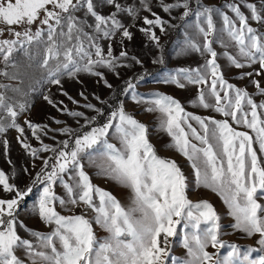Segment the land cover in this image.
I'll use <instances>...</instances> for the list:
<instances>
[{
  "label": "snow or ice",
  "instance_id": "obj_1",
  "mask_svg": "<svg viewBox=\"0 0 264 264\" xmlns=\"http://www.w3.org/2000/svg\"><path fill=\"white\" fill-rule=\"evenodd\" d=\"M105 2L114 6L116 12L108 16L101 15L96 10L94 0H0V24L6 25L13 37L0 39V53L5 64L9 63L14 52L33 42H41L46 35L48 59L43 64L48 66L49 59L56 62L48 73L51 83L59 85L60 75L75 76L82 71L102 77L103 72L95 70L98 67L115 71L117 61L127 58V52L121 51L116 57L109 46L105 55L99 40L111 38L121 29L122 36L130 39L131 33L116 15L126 12L137 17L139 9L124 7L118 0ZM141 3L151 11L148 0H141ZM162 7L165 12L182 7L185 17L194 13L195 28L204 37V43L201 45L188 38L182 52L190 50L210 56L203 68L178 69L174 74H169L165 82L177 84L181 88L186 86L185 82L208 85L207 93L201 88L193 103L214 108L226 118L217 120L186 113L178 100L163 93L154 94L147 111L161 114L160 127L173 138L170 146L192 161L196 184L216 191L223 197L230 209L229 215L235 220L232 227L247 236L260 234L258 243L262 248L249 247L241 256V246L220 239L223 235L220 217L213 206L207 201L193 203L188 199L186 177L179 165L175 160L157 155L148 139L147 126L128 113L124 104L120 103L101 126L92 127L82 134H75L69 128L61 129L63 133L75 137L71 146L69 140H64L58 148L47 144H42L40 149L31 148L33 156L41 151H51L54 156L49 159L54 162L49 164L48 160H44V168L36 174L33 185L26 190L21 191L15 184L9 183V175L0 170L3 190L15 193L12 199H0V264H26L16 254L17 249L25 251L31 264H167L171 256L169 237L177 235V225L182 220L185 221L184 228L191 226L193 230L190 236L185 234L182 240L188 258L171 257L172 264H264V255L250 259L252 253L264 251V205L258 202V197H264V163L253 146L258 143L259 151L264 153V100L256 102L246 89L224 78L221 65L217 63L218 53L213 48L214 40L209 39L217 32L213 17L218 15L223 22L220 32L227 34L237 47L238 55L244 58L242 62L237 56L225 52L229 63L236 68L259 64L260 71L255 74H261L264 72V32L253 27L250 19L264 28V11L258 10L256 4L248 3L246 7L251 9L249 17L241 11L239 4L227 3L225 7L235 14L233 18L218 8L198 5L192 9L189 0L162 3ZM81 9L94 18L92 34L84 29L93 25H88L75 15ZM153 16L155 19L143 18L149 27L141 30L159 46V37L153 29L159 26L164 31L165 21L155 13ZM37 22L40 26L33 31L32 26ZM17 27L23 30L17 31ZM4 31V28H0V37ZM156 62H162V59ZM2 74L8 76L7 71ZM253 74L247 72L241 78L252 77ZM252 83L258 93L264 95L260 81L253 80ZM107 86L112 87L111 84ZM10 87L0 84L3 90L0 91V112L3 113L0 115V134L8 128H17L21 133L24 131L16 119L20 112L26 110V104L9 102L5 91ZM135 88L136 85L128 81L125 94L131 91L133 100L144 102ZM12 91L18 89L13 88ZM208 98H212L214 103H209ZM45 99L49 98L46 96ZM49 103H52L50 99ZM96 111L98 115L103 114L100 109ZM71 115L83 116V113L73 112ZM228 118L237 125H245L254 135L248 131H238ZM189 120H195L203 132H198L188 123ZM29 127L33 129L34 135L36 129L41 128L30 122ZM190 135L201 146L193 143ZM110 137L119 141V147L110 142ZM210 137L215 139L219 151L209 142ZM24 147L30 148L26 143ZM85 159L89 166L97 169V175L112 179L131 190L130 206L125 207L110 192L92 184L85 171ZM65 174L72 175V183L64 180ZM57 180L64 185L68 193L67 200L56 196L53 186ZM37 184L42 185V190L33 211L45 223L54 225V228L48 233L29 230L37 238L34 244L17 234V225L23 224L18 221L16 212ZM94 197H98V200ZM57 201L62 206L82 203L95 215L91 220L84 214L61 215L55 207ZM93 223L108 232L109 235L103 241L98 240ZM201 224L206 226L201 228ZM209 245L217 250L229 247L231 251L220 257L206 250Z\"/></svg>",
  "mask_w": 264,
  "mask_h": 264
},
{
  "label": "rangeland",
  "instance_id": "obj_2",
  "mask_svg": "<svg viewBox=\"0 0 264 264\" xmlns=\"http://www.w3.org/2000/svg\"><path fill=\"white\" fill-rule=\"evenodd\" d=\"M189 2L192 9H196L198 5L218 8L233 18H235V14L225 7L227 3L239 4L241 11L249 17L251 16V9L246 7L248 3H254L257 5L258 10L264 11V8H262L264 0H189ZM118 3L124 7L134 6L139 9V15L132 17L126 12H119L116 15V18L131 33L130 39L122 36L123 30L121 29L111 38L99 40L105 55L107 54L109 46H111L112 53L116 57H119L121 51L127 52V58H120L117 61L115 71L103 67L96 68V71L103 72L102 77L82 71L75 76L60 75L59 85L51 83L48 78V73L49 69L55 67L56 62L49 59L48 66H44L43 64L44 60L48 59L46 35L42 37L41 42H33L31 45H25L23 49L14 52L7 65L3 60V54L0 53V84L11 86L5 91V95L10 98L9 102L13 104H26V110L20 112L16 119V123L24 129L23 133L17 128H8L5 133L0 134V170L9 175V183L15 184L21 191L26 190L29 186L33 185L36 174L40 173L44 168L43 161L48 160L49 164L54 162V160L49 159L54 156L51 151H41L33 156L30 150L31 148L40 149L42 144L58 148L60 147V142L64 140H69V145L71 146L72 140L75 137L63 133L60 131L61 129H72L75 134L87 132L92 127L103 125L107 121L110 109L116 110L120 103H123L128 113L132 114L137 120L147 126L148 139L155 147L157 155L175 160L179 165L186 177V183L188 185L186 194L188 199L193 203L207 201L213 206L217 215L220 217L219 223L221 225V232L223 233L220 239L228 242V244L241 246V256L249 247L262 248L258 243L260 234L257 233L253 236H247L244 232L232 227L235 220L229 215L230 209L223 197L216 191L196 184L192 161H189L175 147L170 146L173 144V138L161 129V114L159 112L147 111V108L151 106L150 101L154 94L163 93L178 100L186 113H192L194 116L211 117L217 120L226 118L222 113L216 112L214 108H204L198 103H193V101L197 100L201 88L207 93L208 85H193L185 82L186 86L181 88L177 84L165 82L166 77L169 74H174L176 70L181 68H203L206 60L210 59V56L201 55L199 52L190 50L182 52L188 38H192L201 45L204 43V37L199 35L195 28L194 13L185 17L183 15L185 9L182 7L165 12L162 3H176V0H148L151 11L143 7L141 0H118ZM94 4L96 10L101 15L108 16L116 12L114 6L107 4L105 0H94ZM153 13L165 21L164 31H161L159 26L153 29L159 37V46L150 39L149 35L141 30L149 27L144 23L143 18L155 19ZM75 15L80 20L86 21L88 25H93L91 28L85 27L84 29L85 32L92 34L94 32V18L86 15L84 9L77 11ZM213 19L217 32L210 36L209 39L214 40L213 48L218 53L217 63L221 65L224 78L229 83L246 89L253 95V99L256 102L264 100V95H260L252 83L253 80H258L261 86L264 87V72H261L259 75L255 74L260 71V65L254 64L243 68H236L230 64L227 56L224 55L225 52L229 55L237 56L242 62L244 58L238 55L237 47L234 42L229 40L227 34L220 32L223 26L222 18L214 15ZM250 23L259 31L264 32V28L258 22L250 19ZM39 26L37 22V24L32 26V30L35 31ZM0 28L5 29L0 39L13 38L7 31L6 25L0 24ZM16 30L22 31L23 29L17 27ZM225 44L228 46L225 47ZM161 59L162 62H156ZM5 71L8 72V76L2 74ZM139 72H144V75L141 76L143 79L139 77L134 79L132 83L136 85L135 92L138 96L144 98V102L138 103L136 100H133L131 91L125 94L127 84L121 87L118 101L113 100L112 98L119 91L120 85L127 78H131ZM247 72H253L254 74L252 77L244 76L241 78L242 74ZM210 79L211 77H209V81ZM105 80L112 87H108ZM182 82L184 81L182 80ZM13 88L18 89V91L13 92ZM0 91L3 90L0 89ZM221 95L223 96L224 93L221 92ZM46 96L52 103H49V99H45ZM208 102L214 103V100L208 98ZM87 105H93L94 107L90 108ZM97 109H100L103 114L98 115ZM73 112L83 113V116L71 115ZM0 115H3V113L0 112ZM93 118L95 119L93 120ZM228 119L229 123L238 131H248L254 135L245 125H237L230 118ZM88 121H91V123H88ZM5 122L8 121L6 120ZM29 122L33 125L41 126V128L36 129L35 135L33 134V129L29 127ZM188 123H191L198 132H203V129L195 120H189ZM209 126L210 128L212 127L211 124ZM185 130L190 132L187 128ZM37 136L39 139H37ZM189 138L193 143L201 146L195 137L190 135ZM110 142L117 144L119 147V141L115 137H110ZM209 142L213 144L215 150L219 151L214 138L210 137ZM25 143L30 148H25ZM253 146L257 149L258 156L262 158V163H264V153L259 151L258 143H254ZM84 163L85 171L90 176L93 185L110 192L125 207L131 205L132 193L130 189L117 184L105 176L97 175V169L89 166L86 159ZM64 180L72 183V175L65 174ZM41 190L42 185L37 184L33 187L32 193L24 198L16 212L18 221H21L23 224V226L20 224L17 225V234L23 239L31 240L34 244L37 243V238L32 236V232L29 230L48 233L54 228V225L45 223L33 211V207ZM53 190L57 197L64 198L65 200L68 199V193L59 180L53 186ZM14 197V192H5L3 186L0 185V199L8 200ZM94 198L98 200V197ZM258 202L264 205V197H258ZM55 207L61 215L84 214L90 220L95 215L91 209L82 203L76 206H62L57 201ZM184 223L185 221L182 220L181 224L177 225L176 236L169 237L171 256L167 264H172L171 257L188 258L187 249L183 247L182 240L185 234L190 236L193 230L191 226L187 229L184 228ZM205 226L201 224V228ZM93 229L100 241H103L109 235L106 230L95 223H93ZM57 247L59 248L58 242ZM206 250L210 253L218 254L220 257L227 255L231 251L229 247L217 250L211 245ZM16 254L26 264H31L30 258L25 254L23 249H17ZM259 255H264V251L252 253L250 259H254Z\"/></svg>",
  "mask_w": 264,
  "mask_h": 264
},
{
  "label": "trees",
  "instance_id": "obj_3",
  "mask_svg": "<svg viewBox=\"0 0 264 264\" xmlns=\"http://www.w3.org/2000/svg\"><path fill=\"white\" fill-rule=\"evenodd\" d=\"M142 75H144V72H139V73L133 75L131 78H127V79H126V80L120 85V87H119V91L115 93L114 98H112V99L115 100V101H118L119 94H120V92H121V87L125 86V85L127 84L128 81H131V82H132L134 79H137V78L141 77ZM109 107H111V106H109ZM109 109H110V108H109ZM112 111H115V109H110V112H109V113H111Z\"/></svg>",
  "mask_w": 264,
  "mask_h": 264
}]
</instances>
